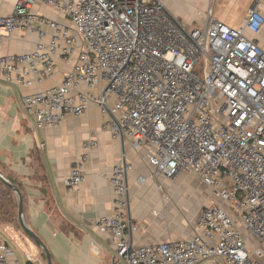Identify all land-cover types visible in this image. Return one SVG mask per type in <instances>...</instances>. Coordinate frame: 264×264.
I'll return each instance as SVG.
<instances>
[{"label":"built area","instance_id":"2783aa9c","mask_svg":"<svg viewBox=\"0 0 264 264\" xmlns=\"http://www.w3.org/2000/svg\"><path fill=\"white\" fill-rule=\"evenodd\" d=\"M36 3L67 20L35 13ZM262 5L253 0L235 29L209 9L191 31L158 0H17L0 16V44L17 32L37 39L29 52L0 56V82L39 87L57 61L74 59L59 85L22 97L38 128H59L94 104L113 138L144 152L140 184L160 189L162 179L185 173L209 190L189 239L133 248L129 236L139 226L126 218L133 166L123 154L107 175L112 214L95 227L124 264H264V49L250 37L264 28ZM96 147L93 139L83 145ZM87 159L74 162L67 188L84 182ZM0 264H19L1 237Z\"/></svg>","mask_w":264,"mask_h":264},{"label":"crops","instance_id":"0c3cea01","mask_svg":"<svg viewBox=\"0 0 264 264\" xmlns=\"http://www.w3.org/2000/svg\"><path fill=\"white\" fill-rule=\"evenodd\" d=\"M16 2L0 0V16L10 15ZM252 3L247 1L244 16ZM32 9L51 20H67L39 3ZM260 9L264 13V5ZM201 20L196 27L202 25ZM250 37L264 49V28ZM36 41L34 34L14 33L0 44V56L29 52ZM73 64L74 59L57 61L55 75L39 87L25 89L0 82V172L21 185L25 225L45 245L52 264H124L115 256L110 235L95 227L97 219L112 214L113 190L107 175L124 154L133 166L126 177V218L139 226L129 236L132 247L189 239L210 197L198 179L181 173L158 182L160 189L151 180L140 184L138 178L147 174L144 152H134L127 142L113 138L104 129L107 116L94 104L82 116L68 117L59 128H38L25 113L22 97L59 85ZM91 139L97 147L86 152L83 145ZM83 153L88 154L84 182L69 189L65 179ZM0 232L11 235L31 257L27 261L14 254L19 264H47L39 246L14 225L0 222ZM203 264L225 262L217 259Z\"/></svg>","mask_w":264,"mask_h":264},{"label":"rangeland","instance_id":"374dc122","mask_svg":"<svg viewBox=\"0 0 264 264\" xmlns=\"http://www.w3.org/2000/svg\"><path fill=\"white\" fill-rule=\"evenodd\" d=\"M153 1V0H152ZM165 8L191 31L203 19L205 11L211 9L217 20L228 21L231 26L239 27L244 19L245 5L248 0H158ZM202 21V20H201ZM231 26H229L231 28ZM14 254L25 258L27 252L11 239V235L0 232Z\"/></svg>","mask_w":264,"mask_h":264},{"label":"trees","instance_id":"16d2710c","mask_svg":"<svg viewBox=\"0 0 264 264\" xmlns=\"http://www.w3.org/2000/svg\"><path fill=\"white\" fill-rule=\"evenodd\" d=\"M7 180L14 185L19 191L22 192L21 185L16 183L10 176H6ZM23 203L25 201L24 194H21ZM18 200L15 194L8 189L2 182H0V222L14 225L16 228L22 231V233L31 239L26 232L22 230L19 225L18 217ZM32 240V239H31ZM44 256V254L42 253Z\"/></svg>","mask_w":264,"mask_h":264},{"label":"water","instance_id":"95a60500","mask_svg":"<svg viewBox=\"0 0 264 264\" xmlns=\"http://www.w3.org/2000/svg\"><path fill=\"white\" fill-rule=\"evenodd\" d=\"M0 182H2L8 189H10L15 196L17 197L18 200V211H17V217H18V222L20 227L26 234L32 239V241L39 246L41 249L42 253L45 256L46 263L47 264H52L51 262V257L50 254L45 247V245L41 242V240L25 225L24 220H23V200L20 191L12 185L0 172Z\"/></svg>","mask_w":264,"mask_h":264}]
</instances>
